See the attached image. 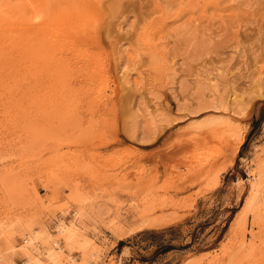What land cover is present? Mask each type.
<instances>
[{"label":"rangeland","instance_id":"374dc122","mask_svg":"<svg viewBox=\"0 0 264 264\" xmlns=\"http://www.w3.org/2000/svg\"><path fill=\"white\" fill-rule=\"evenodd\" d=\"M35 1L0 0V262L66 221L79 264H264V0Z\"/></svg>","mask_w":264,"mask_h":264},{"label":"bare ground","instance_id":"6f19581e","mask_svg":"<svg viewBox=\"0 0 264 264\" xmlns=\"http://www.w3.org/2000/svg\"><path fill=\"white\" fill-rule=\"evenodd\" d=\"M2 1V0H1ZM13 1V0H12ZM32 1H35V0H32ZM38 1H40V0H38ZM43 1V0H42ZM71 1H73V0H59V2L60 3H68V2H71ZM76 1V0H75ZM80 1V0H79ZM79 1H77V2H79ZM86 1V0H85ZM90 1V0H89ZM88 0H87V2H89ZM36 2V1H35ZM54 2H56V1H54V0H44V3L42 2V4L43 5H45V6H47L46 8H49L50 10H48L49 11V14H48V16L49 15H52L51 13L53 12L52 11V9H54L53 7H55V4H54ZM82 2V1H81ZM80 2V3H81ZM94 2V1H93ZM92 2V3H93ZM23 3V2H22ZM38 3V2H37ZM36 3V4H37ZM39 3H41V2H39ZM38 3V4H39ZM94 4V3H93ZM20 5V4H19ZM43 5L40 7L41 9H42V7H43ZM54 5V6H53ZM75 5V4H74ZM84 5V4H83ZM89 5H90V3H88L87 5H85V7L86 6H88V8H89ZM9 6V5H8ZM40 6V5H39ZM66 6H68V5H66ZM94 5H91L90 7L92 8ZM96 6V5H95ZM3 6L0 4V26H6V24H8V20H10V18H12L11 16L8 18L7 17V15H5V13H7V11L6 12H4V10H3V8H2ZM16 7H19V6H16ZM62 7H63V5H62ZM85 7H82V12H85L86 13V8ZM5 8V7H4ZM45 7H44V9H46ZM66 8V7H65ZM85 8V11L83 10ZM36 9H37V5H36ZM38 10V12L39 11H42V10ZM80 9H81V6H80ZM93 9V8H92ZM91 9V10H92ZM13 10V9H12ZM24 10V9H23ZM22 10V11H23ZM74 10V9H73ZM71 11L72 13H75L74 11ZM76 10V9H75ZM28 11V10H27ZM47 11V12H48ZM51 11V12H50ZM77 11V10H76ZM14 12V11H13ZM33 12H34V10H33ZM45 12V11H44ZM44 12H43V14H42V16L44 15ZM46 12V13H47ZM61 12H63V11H61ZM88 13H89V11H87ZM42 13V12H41ZM68 13V12H67ZM66 13V14H67ZM69 13H70V11H69ZM77 13H79L78 11L75 13V14H77ZM8 14V13H7ZM39 14L40 13H38V16H39ZM65 14V16H68V15H66ZM74 14V15H75ZM82 14V13H81ZM93 14V13H92ZM9 15H10V13H9ZM16 15V14H15ZM27 15V14H26ZM34 16H35V14H33ZM73 17H74V15L73 14H71ZM78 15V14H77ZM76 15V16H77ZM80 15V14H79ZM83 15V14H82ZM23 16V15H22ZM30 16V15H29ZM41 16V15H40ZM40 16H39V18H40ZM65 16H63L64 18H65ZM75 16V17H76ZM27 17H28V15H27ZM44 17H45V15H44ZM50 17V16H49ZM48 17V18H49ZM53 17V16H52ZM68 17H70V16H68ZM80 17V16H79ZM30 18V17H29ZM51 18V17H50ZM49 18V19H50ZM64 18H61V19H63V21H62V23L64 22ZM14 19V18H13ZM13 19H11V20H13ZM31 19V18H30ZM36 19H38L37 18V16H36ZM43 19L44 18H41V20L40 21H43ZM48 19V20H49ZM52 19V18H51ZM17 20V19H16ZM20 20V19H19ZM19 20H17V21H19ZM68 20V19H67ZM14 22H16L15 21V19L13 20ZM54 21V20H53ZM60 21V22H61ZM20 22V21H19ZM38 22V21H37ZM9 23H12L11 21H9ZM16 23H18V22H16ZM22 23H25V21H22ZM29 23V22H28ZM27 23V24H28ZM41 23V22H40ZM39 23V24H40ZM19 24V23H18ZM30 24H32V22L30 23ZM68 24V23H67ZM70 24V23H69ZM11 25V24H10ZM32 25H34V24H32ZM35 25H36V23H35ZM42 25H45V24H42ZM42 25H40V26H42ZM62 25V24H61ZM64 25V24H63ZM30 26V25H29ZM49 26V25H48ZM57 26V25H56ZM65 26V25H64ZM28 27V26H27ZM45 27H46V25H45ZM44 27V28H45ZM67 27H68V25H67ZM83 27H84V25H83ZM9 28V27H8ZM13 28H14V26H13ZM35 28V27H34ZM34 28H32V29H34ZM58 28V27H57ZM63 28V27H62ZM71 28V27H70ZM88 28V27H87ZM122 29H123V27H121ZM39 29V28H38ZM64 29V28H63ZM75 29H76V27H75ZM75 29H73L72 28V30L74 31V33L76 32L75 31ZM84 29V28H83ZM89 29V28H88ZM88 29H84L83 31H84V33L88 30ZM40 30V29H39ZM72 30L70 29V31L72 32ZM76 30H78V29H76ZM91 30V29H90ZM67 31V30H66ZM69 31V30H68ZM69 31V32H70ZM79 31V30H78ZM81 31H82V29H81ZM80 31V32H81ZM79 32V33H80ZM87 32H89V31H87ZM86 32V33H87ZM77 33V32H76ZM75 33V34H76ZM64 34V33H63ZM81 34H82V32H81ZM57 35H59V34H57ZM83 36V35H82ZM82 36H80V38L82 37ZM87 36H88V34H87ZM32 37V36H31ZM68 37V39H69V36H67ZM84 37V36H83ZM83 39V38H82ZM46 40V39H45ZM84 40V39H83ZM51 41V40H50ZM54 41V40H53ZM31 42V41H30ZM48 42V41H47ZM56 42V41H55ZM57 43V42H56ZM29 46V45H28ZM48 46H49V44H48ZM57 46V45H56ZM36 47V46H35ZM34 47V48H35ZM28 48V47H27ZM36 49V48H35ZM48 49H50V47L48 48ZM157 49V48H156ZM50 50H48V52H49ZM49 56H50V54H49ZM46 58V57H45ZM52 58V57H51ZM50 62V61H49ZM61 64V63H60ZM52 67V66H51ZM61 67V66H60ZM59 67V68H60ZM132 71V70H131ZM134 71V70H133ZM132 71V72H133ZM51 72V71H50ZM55 73V72H54ZM126 73V72H125ZM128 73V72H127ZM130 74H131V72H129ZM125 74H123V76H124ZM122 76V77H123ZM210 76V75H209ZM215 76V75H214ZM213 76V77H214ZM220 76V75H219ZM125 77V78H124ZM123 77V79H125V85H126V88L128 87L127 85H129V87H130V82H131V79H127L126 77H127V75H125ZM130 77V76H129ZM213 77H212V82H214V80H213ZM131 78V77H130ZM211 78V77H210ZM214 78H216V77H214ZM220 78V77H219ZM264 78V77H263ZM121 79V78H120ZM122 79V80H123ZM121 80V81H122ZM259 80H261V79H259ZM119 82V81H118ZM123 82H124V80H123ZM122 82V84H124ZM211 82V81H210ZM261 82H262V80H261ZM120 83V82H119ZM263 83V82H262ZM210 84V83H209ZM258 84V83H257ZM212 85V84H211ZM222 85V84H221ZM132 86V85H131ZM213 86V90H215V92H218V89H217V84L215 85H212ZM212 86H210V87H212ZM262 86V85H261ZM264 88V87H263ZM264 90V89H263ZM106 91V90H105ZM63 92V91H62ZM237 92V91H236ZM262 92V91H261ZM72 93V92H71ZM131 93V92H130ZM215 94V93H214ZM259 94V93H258ZM76 95V94H75ZM244 96V95H243ZM214 97V96H213ZM238 97V96H237ZM66 98V97H65ZM68 99V98H67ZM72 99V98H71ZM158 99V98H157ZM263 99V98H262ZM234 100H236V99H233V101ZM242 100V99H241ZM57 101V100H56ZM162 101V100H161ZM243 101V100H242ZM242 103V102H241ZM246 103V102H245ZM149 104V103H148ZM234 104H236V101H235V103ZM240 104V103H239ZM238 104V105H239ZM242 104H244V103H242ZM71 106V105H70ZM170 111V110H169ZM148 113V112H147ZM73 119H75V117H73ZM71 121V120H70ZM155 123V122H154ZM219 174V173H218ZM262 174V173H261ZM264 175V174H263ZM216 186V185H215ZM211 187V186H210ZM260 186H259V184H257L256 182H252V184H251V186H250V193H249V196H248V198L246 199V201H245V203H244V205H243V208H242V210L243 211H241L242 213H243V216H246L247 214H250V213H252L254 210H255V208H256V204H257V198H258V194H259V192H260V188H259ZM262 189V188H261ZM155 207V206H154ZM165 209V208H164ZM82 211V210H81ZM146 212V211H145ZM254 213V212H253ZM79 215H80V213H79ZM242 215V214H241ZM249 216V215H248ZM78 217V216H77ZM151 218V217H150ZM244 218V217H243ZM243 218H240V219H242V221H243ZM64 219V218H63ZM150 221H152V220H150ZM149 222V221H148ZM77 223V222H76ZM152 224V223H151ZM27 225H29V224H27ZM13 226V225H12ZM31 226V225H30ZM136 227V226H135ZM147 227V226H146ZM5 229V228H4ZM81 230H83V227L82 226H80V225H76V224H72V225H68L67 224V222L66 221H62L61 223H60V225L58 226V233H59V235H57L56 237H54L53 235H51L50 233H48V234H43L42 232H34L28 239H26L25 240V244L24 245H22L20 248L22 249H20L21 251H23L25 254H26V257H27V264H60L61 262H66V263H64V264H79L80 262H81V259H80V257H77L76 256V253H75V251H74V246H75V244H76V242H77V239L79 238V236H80V234H81ZM84 231V230H83ZM5 232H7V234L9 235V236H11L12 238H14V235L16 234L15 233V231L13 230V229H6V231ZM0 233H1V237H6V235L5 234H3L1 231H0ZM15 233V234H14ZM17 235V234H16ZM30 235V234H29ZM19 238V237H18ZM4 239V238H3ZM9 239V238H8ZM15 239V238H14ZM21 241V240H20ZM95 245H97V244H95ZM15 246V245H14ZM96 248V247H95ZM18 251V250H17ZM79 251V250H78ZM10 252H14V251H10ZM13 256H9L8 257V261L10 262V264H14V262H13ZM13 262V263H12ZM0 264H2V261L0 262ZM62 264V263H61Z\"/></svg>","mask_w":264,"mask_h":264},{"label":"trees","instance_id":"16d2710c","mask_svg":"<svg viewBox=\"0 0 264 264\" xmlns=\"http://www.w3.org/2000/svg\"><path fill=\"white\" fill-rule=\"evenodd\" d=\"M124 242H120V246H124ZM163 249V251H166V252H168V251H171V250H173L174 248L173 247H171V246H168V247H161V249L160 250H162Z\"/></svg>","mask_w":264,"mask_h":264}]
</instances>
